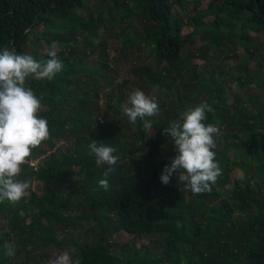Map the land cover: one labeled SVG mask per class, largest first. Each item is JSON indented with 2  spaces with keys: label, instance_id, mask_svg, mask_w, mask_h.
<instances>
[{
  "label": "trees",
  "instance_id": "trees-1",
  "mask_svg": "<svg viewBox=\"0 0 264 264\" xmlns=\"http://www.w3.org/2000/svg\"><path fill=\"white\" fill-rule=\"evenodd\" d=\"M203 2L0 0V49L46 61L55 41L64 65L51 81L28 82L42 97L39 115L50 137L22 165L18 179L29 183L27 195L16 204L0 203V264H46L53 248L71 251L80 264H264V81L256 80L260 90L251 97L252 107L238 98L229 103L223 68L215 64L223 38L249 39L245 31L253 27H233L231 21L240 23L243 15L256 28L264 26V0ZM190 4L194 28L184 33L177 9ZM208 16L214 20L204 33ZM106 36L118 41L121 55L136 53L121 83L106 53ZM198 37L208 40L196 46ZM197 57L213 68L200 69ZM130 74L159 103L147 132L142 121L132 124L121 116L123 89L134 80ZM201 102L214 109L205 123L220 128L214 151L222 175L210 192L193 195L181 191L177 176L161 182L176 155L163 128ZM104 112L116 123L104 121ZM92 139L114 146L120 157L107 191L98 184L104 169L90 154ZM239 168L243 177L228 190ZM120 232L147 243L121 246ZM5 242L15 247L14 258L4 255Z\"/></svg>",
  "mask_w": 264,
  "mask_h": 264
},
{
  "label": "clouds",
  "instance_id": "clouds-1",
  "mask_svg": "<svg viewBox=\"0 0 264 264\" xmlns=\"http://www.w3.org/2000/svg\"><path fill=\"white\" fill-rule=\"evenodd\" d=\"M57 42L53 41L46 61H39L33 55L20 54L15 48L0 49V203L8 201L19 203L27 195L29 183L18 179L22 165L30 164L29 157L33 149L50 137L47 120L40 116L43 110L42 97H38L29 86L30 79L53 80L63 70V62L58 58ZM160 111L156 97L143 90L134 89L123 106L128 121L136 124L142 121L147 132L152 128L150 117ZM214 109L207 102L186 107L178 120H173L163 128L176 155L170 158L161 173V182L169 184L173 176L183 185L181 191H190L193 195L211 191V185L222 175V168L216 160V137L220 135L218 124L205 123L208 114ZM150 136V135H149ZM95 164L103 168V178L98 181L106 191L110 188L109 176L116 171L120 157L117 149L104 142L92 139L88 145ZM140 153H137L139 157ZM181 225L177 223V227ZM4 255L14 258L16 249L5 242ZM74 251V250H72ZM50 264H80L72 252L65 250L55 255Z\"/></svg>",
  "mask_w": 264,
  "mask_h": 264
},
{
  "label": "rangeland",
  "instance_id": "rangeland-1",
  "mask_svg": "<svg viewBox=\"0 0 264 264\" xmlns=\"http://www.w3.org/2000/svg\"><path fill=\"white\" fill-rule=\"evenodd\" d=\"M208 0H204L203 7L206 6L205 2ZM178 12L184 17L185 19V26L183 28V32H191L194 28V23L192 22L191 18L193 16V4L187 6L185 8H178ZM221 16L224 17V14L221 13ZM239 21H231L233 27H237L242 25H248L253 28L248 27L246 29V33L249 36V39L243 38L237 40V35L231 36L230 39L223 38L220 41V45L218 46V52L216 54L218 60L215 64L222 66L223 73L225 76L226 82L224 86L227 90L228 94V102L231 103L232 100L238 98L243 106L245 107H252V99L253 96H259V86L256 84V80H263L264 81V26L261 28H256L255 24L249 22L243 15H240ZM213 16H208L203 19L204 25H202V32L206 33L207 31L212 28L211 24L213 22ZM220 29L224 30V24L220 25ZM228 33L233 34L237 31H233L231 28L226 30ZM201 32V33H202ZM106 53H108L109 61H111L112 68L115 71V79L117 83H121L123 79H125L128 74L130 73V69L134 67L136 62V53L133 52L129 54L127 52L125 55L120 54V45L118 44L117 40H112L106 36L104 38ZM208 39H206L207 41ZM203 41L200 37L196 42V46ZM209 54L211 55L213 46L209 45ZM197 54V53H196ZM247 58V59H246ZM223 59V60H221ZM247 62L245 63V61ZM196 61L200 65V69H204L209 71L213 68L212 63L204 62V59L201 57H197ZM242 62V63H241ZM244 63V64H243ZM205 64V65H204ZM204 65V66H203ZM130 77L134 79V76L130 74ZM203 78L207 79L208 76L203 73ZM237 77H240L238 80ZM138 79L135 78L133 82L129 83V85L123 89L124 93V101L121 103V116L125 117L126 115L123 112V106L127 103L128 95L134 90L140 87V83L137 81ZM146 88V87H145ZM144 91H148V88L144 89ZM106 98H102L101 106L102 108L106 107L105 103ZM104 121L115 124L116 119L112 117L111 113L107 114L104 112V117H102ZM243 177V170L242 168L236 169L233 173L231 181L227 187L228 190H232L234 188L235 181ZM40 186L38 183H32L30 185L31 188L38 189ZM131 237L125 232L118 233L117 236V243L121 246L126 243H135L136 247H139L142 244L147 243L146 240H130ZM63 251L59 249L53 248L51 250L49 261L46 264H50V260L55 257V255L62 253Z\"/></svg>",
  "mask_w": 264,
  "mask_h": 264
},
{
  "label": "built area",
  "instance_id": "built-area-1",
  "mask_svg": "<svg viewBox=\"0 0 264 264\" xmlns=\"http://www.w3.org/2000/svg\"><path fill=\"white\" fill-rule=\"evenodd\" d=\"M35 164V163H34Z\"/></svg>",
  "mask_w": 264,
  "mask_h": 264
}]
</instances>
